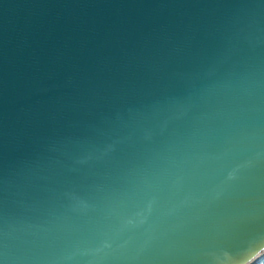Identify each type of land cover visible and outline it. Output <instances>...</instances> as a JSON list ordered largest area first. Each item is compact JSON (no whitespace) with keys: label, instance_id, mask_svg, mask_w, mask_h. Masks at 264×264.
Wrapping results in <instances>:
<instances>
[{"label":"water","instance_id":"1","mask_svg":"<svg viewBox=\"0 0 264 264\" xmlns=\"http://www.w3.org/2000/svg\"><path fill=\"white\" fill-rule=\"evenodd\" d=\"M0 264H264V0H0Z\"/></svg>","mask_w":264,"mask_h":264}]
</instances>
